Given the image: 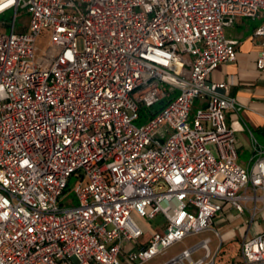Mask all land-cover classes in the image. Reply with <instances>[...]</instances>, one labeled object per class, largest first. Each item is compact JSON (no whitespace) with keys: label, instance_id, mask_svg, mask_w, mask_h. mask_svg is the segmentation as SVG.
I'll list each match as a JSON object with an SVG mask.
<instances>
[{"label":"built area","instance_id":"built-area-1","mask_svg":"<svg viewBox=\"0 0 264 264\" xmlns=\"http://www.w3.org/2000/svg\"><path fill=\"white\" fill-rule=\"evenodd\" d=\"M20 10L30 19L17 31ZM10 11L9 34L0 23V264H143L211 229L225 204L244 214L252 202L248 223L258 219L264 146L250 132L252 167L238 164L244 128L227 113L241 108L228 82L210 78L238 57L225 30L264 19V0H0V17ZM254 37L263 71L264 22ZM72 178L78 205L68 208ZM158 217L164 232H147ZM210 244L163 264H217ZM240 254L264 264V231Z\"/></svg>","mask_w":264,"mask_h":264},{"label":"crops","instance_id":"crops-1","mask_svg":"<svg viewBox=\"0 0 264 264\" xmlns=\"http://www.w3.org/2000/svg\"><path fill=\"white\" fill-rule=\"evenodd\" d=\"M257 21L258 19L239 18L236 24L229 28L226 37L239 41L237 60L222 64L210 78L212 82L226 81L230 84L227 94L237 100L241 111L228 112V121L239 122L243 126L244 130L236 133L238 152L251 155L250 132L264 146V70L260 71L256 67L257 58L262 51L261 41L254 37L255 30L260 26ZM246 195L251 196L252 193L249 191ZM248 203L247 209L252 210L254 203ZM258 208L261 211L259 217L250 226L249 219H245L244 214H240L230 204L224 205L223 211L216 216L213 225L217 224L220 228L237 223L238 225L223 234L216 230L221 239V247L239 237H243L242 243L245 238L255 237L264 231V204L259 202ZM153 221L154 226L149 222L145 225L147 232L163 233V219L158 217Z\"/></svg>","mask_w":264,"mask_h":264},{"label":"rangeland","instance_id":"rangeland-1","mask_svg":"<svg viewBox=\"0 0 264 264\" xmlns=\"http://www.w3.org/2000/svg\"><path fill=\"white\" fill-rule=\"evenodd\" d=\"M14 11L7 12L3 14L0 17V23L3 25L1 27V33H6L9 34L11 32V24L13 22L14 18ZM30 19V15L26 13L24 10H20L18 13V17L16 20V30L19 31L21 27L24 25H27ZM264 22V19H259L257 21L258 25H261ZM229 31V28L225 30V33ZM49 41H50V32L49 31H44L37 39L36 42V48L37 51L35 53L36 58H40L44 55V53L47 51L49 47ZM80 47H83V41H79ZM179 95V91L173 95V97H176ZM199 102L197 101L194 110L192 112L191 117L194 118L195 113H196V108L198 107ZM155 108L152 109H145L142 110L140 116L141 118L137 121L134 122V125L137 127L144 126L148 123V119L151 117L152 111H154ZM239 154V159H238V164L244 168L252 167V162H250L252 155L248 154L246 152H238ZM78 180L76 178H72L69 182V190L66 192L65 197L61 201L63 206L66 207H72V205H78V199L76 195L74 194V188L77 185ZM73 200V204H70V201ZM249 204V203H248ZM251 206V205H250ZM243 217L245 219H251L252 217V210H246ZM150 225L155 224L154 221L149 222ZM235 225H227L223 228H220L217 224L212 225L211 229H208L204 232L197 233L191 236H188L183 242L178 243L167 249L165 254L158 255L154 259L143 263V264H162L164 262H167L177 256H179L183 250L190 248L199 242H201L204 239L210 238L212 240V243L210 244L211 251L216 254L217 251L219 250V254L217 257V264H240L241 263V254H240V248H241V241L242 238H235V240L231 241L228 244H225L223 247H221V239L220 236L216 233V230L220 231V234H223L225 231L228 229L235 227ZM202 251L198 252L195 254L194 259L197 260L202 256Z\"/></svg>","mask_w":264,"mask_h":264},{"label":"trees","instance_id":"trees-1","mask_svg":"<svg viewBox=\"0 0 264 264\" xmlns=\"http://www.w3.org/2000/svg\"><path fill=\"white\" fill-rule=\"evenodd\" d=\"M166 107V103L165 102H161V103H159V104H157L154 108H155V110L154 111H152L153 113V115L154 114H157V113H159L161 110H163L164 108Z\"/></svg>","mask_w":264,"mask_h":264}]
</instances>
